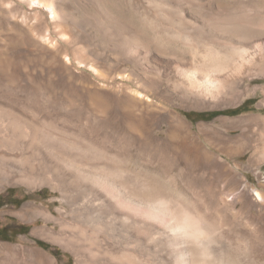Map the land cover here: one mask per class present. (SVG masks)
Instances as JSON below:
<instances>
[{"label": "rangeland", "instance_id": "rangeland-1", "mask_svg": "<svg viewBox=\"0 0 264 264\" xmlns=\"http://www.w3.org/2000/svg\"><path fill=\"white\" fill-rule=\"evenodd\" d=\"M35 1L50 4L49 0H0V177H7L0 178V230L9 228L5 237L10 239L0 240V264L123 263L122 250L104 235L86 228L83 210L68 201L70 192L60 191L66 188L72 174L63 164L56 163L58 160L48 158L46 147H51L42 144L40 137L45 127L53 131L52 135L61 133L125 165L160 176L217 225L220 237L232 246L241 264H249L245 252L254 258L253 264H264V235L257 221L261 215L264 221V208L256 192L264 193V126L250 122L235 128L220 122L251 116L263 118L264 78L244 87L247 91L236 105L186 108L176 102L174 111L194 131L200 125L216 131L210 138L199 135L200 141L219 162L232 169L239 184L231 188L227 181L218 179V167L194 172L176 158L171 147L148 143L141 136L120 129L117 117L114 126L108 124L106 112L118 108L122 95L118 89L122 81L116 78L120 67L110 46L113 43L108 46L101 33L89 27L91 15L100 19L107 16L106 7L105 11L96 7L93 0H53L54 11L50 12ZM104 2L115 20L120 19L117 22L130 20L137 10L150 9L148 0ZM192 11L205 14L197 7ZM92 60H96L100 72L91 69ZM229 137H235L240 144L236 149L239 153L231 159L222 155L225 145L232 146ZM61 151L58 153L67 158L70 151ZM25 163L32 164L27 167ZM21 228L27 233L15 235ZM45 231L52 235L49 237ZM126 256L123 264H139L132 254Z\"/></svg>", "mask_w": 264, "mask_h": 264}, {"label": "bare ground", "instance_id": "bare-ground-1", "mask_svg": "<svg viewBox=\"0 0 264 264\" xmlns=\"http://www.w3.org/2000/svg\"><path fill=\"white\" fill-rule=\"evenodd\" d=\"M148 1V12L136 9L134 17L127 21L124 18L123 22H117L119 18L115 20L104 0L92 1L104 11L107 8V16L100 19L91 15L93 20L89 27L95 33L99 31L103 40L109 42L108 46L113 43L110 46L117 54V67H120L116 78L122 81L118 86L122 93L118 108L106 112L107 122L114 126L117 117L120 129L137 134L148 143L171 147L176 158L194 172L218 167V179L227 181L228 187H237L239 181L232 169L225 162H219L200 141L199 135L210 138L216 131L206 125L194 131L174 109L176 102L186 108L222 103L236 105L251 83L264 78V2ZM34 3L54 11L53 0H49L50 4ZM188 3L190 8H187ZM194 7L205 14L197 15L192 11ZM90 67L100 72L96 60L91 61ZM261 90L264 96V87ZM220 122L225 127L230 124L235 128L250 122L264 126V117ZM41 130L42 144L45 142L51 147H46L51 156L48 158H55L56 163L63 164L72 174L66 188L60 191L70 192L68 201L83 210L86 228L104 235L122 250L121 262H127L126 255L132 254L139 264H241L232 246L220 237L217 225L187 198L173 191L160 176L125 165L61 133L52 135L53 131L50 133L46 127ZM37 135L34 136L37 138ZM228 143L232 146L225 145L222 155L231 159L239 153L236 149L240 144L235 137L228 139ZM60 150L62 154L64 150L70 151L67 158L58 153ZM256 192L264 208V193ZM262 218L261 215L256 220L264 235ZM47 235L50 237L52 233ZM247 253L244 254L247 262L255 263Z\"/></svg>", "mask_w": 264, "mask_h": 264}, {"label": "trees", "instance_id": "trees-1", "mask_svg": "<svg viewBox=\"0 0 264 264\" xmlns=\"http://www.w3.org/2000/svg\"><path fill=\"white\" fill-rule=\"evenodd\" d=\"M9 230V228H3L0 230V240H7L9 241L10 239L5 237V231ZM27 230L21 228L20 230H17V232H15V235H21V234H26Z\"/></svg>", "mask_w": 264, "mask_h": 264}]
</instances>
